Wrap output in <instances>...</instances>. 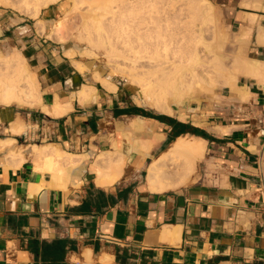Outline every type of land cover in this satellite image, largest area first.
<instances>
[{"label": "crops", "instance_id": "crops-1", "mask_svg": "<svg viewBox=\"0 0 264 264\" xmlns=\"http://www.w3.org/2000/svg\"><path fill=\"white\" fill-rule=\"evenodd\" d=\"M213 1L232 14L238 33L253 27L252 57L264 60V44L256 43L264 11L242 6L244 0ZM249 13L257 15L254 24ZM2 34L0 43L6 44ZM21 50L37 76L43 105L54 107L58 97V103L73 107L55 116L42 107L0 105V140L55 145L89 157L76 169L63 166L56 173L44 160L11 158L0 147V264H264L262 85L239 77L237 85L249 91L250 99L242 102L229 89L202 116L203 125L153 113L159 120L135 114V108H143L128 101L120 83L109 92L87 79L64 49ZM83 85L97 92L86 104L76 97ZM135 118L146 120L162 139L143 159L130 152L114 185H97V157L113 152L114 141L124 143L121 131ZM18 123L24 130L15 134L11 128ZM179 123L203 130L207 138L188 133L172 139V132L183 130ZM186 136L205 142L200 177L175 190H149V166Z\"/></svg>", "mask_w": 264, "mask_h": 264}, {"label": "bare ground", "instance_id": "bare-ground-1", "mask_svg": "<svg viewBox=\"0 0 264 264\" xmlns=\"http://www.w3.org/2000/svg\"><path fill=\"white\" fill-rule=\"evenodd\" d=\"M60 1L63 0H0V7H13L18 3L19 8L29 16L37 18L43 8ZM65 1L69 5L66 14L79 12L82 25L76 28V36L79 42L84 43L66 49V57L73 60L81 74H84L86 67L75 60L78 51L79 55L93 59L104 57L112 69L110 73L125 77L129 86L135 89L138 106L146 105L159 113L177 116L181 121H186L187 114L179 113L176 108L182 107L188 99H194L196 90L218 88L216 84H219L221 77L216 82V75L223 77L224 80L221 79L220 82L223 81L224 87H228L233 95H239L242 102L250 99V93L238 87L239 77H246L264 87V60L247 56L244 59L237 58L231 70H228L227 65L221 64L225 55L221 53V41H217L218 31L213 26L214 5L209 0ZM261 2L244 0L242 6L264 11ZM184 14H188L186 19L182 18ZM256 17L257 15L249 13V23L254 24ZM53 22L54 30L49 37L59 35L58 28L63 25L60 20ZM43 24L40 25L42 31L45 30ZM252 30L253 27L244 26L242 36L246 39ZM209 32L213 33L212 40L206 36ZM257 34L256 43L263 45L264 26L259 25ZM245 39L242 38L241 41ZM58 40L61 41L62 37ZM93 75L95 81L106 90L116 92L117 85L113 81L101 76L98 71ZM39 88L37 76L30 70L29 63L21 52L0 54V105L42 107L46 113L55 116L67 114L72 109L71 103H58V97L54 107L47 108L43 105ZM95 93L97 92L93 86L83 85L76 97L80 104H86L91 102ZM194 123L201 124V121ZM19 124L12 126L13 133L18 134L24 130V126ZM226 129L216 128L221 132ZM121 133L125 138L124 143L114 141V151L101 153L94 163L98 174L95 183L99 186L114 185L123 175L130 152L143 159L163 137L153 133L148 122L142 118L132 119ZM122 144L125 149L121 148ZM0 147L8 150L11 158L19 157L23 161L28 159L25 156H29L36 161L44 160L49 171L56 173L62 172L63 166L76 169L83 159L89 157L61 151L55 145L15 146V140L12 139L0 140ZM205 151L203 140L192 136L177 139L168 152L149 166L146 176L149 190L166 192L195 182L198 163L204 159Z\"/></svg>", "mask_w": 264, "mask_h": 264}, {"label": "rangeland", "instance_id": "rangeland-1", "mask_svg": "<svg viewBox=\"0 0 264 264\" xmlns=\"http://www.w3.org/2000/svg\"><path fill=\"white\" fill-rule=\"evenodd\" d=\"M209 1H211V3L214 5L215 22L213 23V26H214V29H216V32L218 31L217 35H218L219 40L217 41H221V45L223 47L221 53L224 54L225 57H227V58L223 57L221 59V64L223 66L227 65L228 67L227 66L226 67L228 68V70H231L235 66V61L237 58L244 59L246 58V56L247 58H253L252 57L253 49H250L251 34L249 36L250 38L247 37L246 39L245 37L242 36L244 26L241 28L242 33H240L241 32L240 31L238 34V25L233 23L232 14L229 13L226 8L222 7L221 5L214 2L213 0H209ZM17 4L18 3L13 5V7L11 6L0 7V32L2 31L3 33L1 40H5L6 38V41H7L6 44H4V42L0 43V54L2 53L6 54L8 52L19 51L21 52L22 55H24L21 49H42L48 46L56 47L57 49L66 50L68 48H74L76 44L81 43L79 42L76 36L78 33V30L76 28L81 27L80 25H82L81 24L82 20L79 19L80 18V15H78L79 12L77 13L74 12V14L71 12L72 14L69 13L70 16L66 14L67 13L66 11L69 5L66 4L65 0L60 1L56 4H52L47 8H43L42 11L40 12L39 17L37 18H33L29 16L24 10H22V8H19ZM51 11H54V13H51V16H48V13ZM187 15L188 14L182 15V18L186 19ZM247 17L249 18V14H247ZM54 20H60L61 23L63 21V25L60 24L62 27L60 26L57 31V33L60 36L55 35L54 37H49V34L54 30V22H53ZM40 21H42L41 23L45 24V25L43 24L44 29H45L44 31H42V28H41L42 25ZM255 22H256V19L254 23ZM60 28H63V29H60ZM5 29H6V32H4ZM238 35L239 36L241 35V36L238 37ZM206 36L209 40H212L213 33L209 32L207 33ZM61 37H62V40H64L65 42L67 41V42L63 43L62 40L59 41L58 38L61 39ZM74 38L77 40L75 41ZM242 38H244L245 40L241 41ZM81 44H84V43H81ZM4 45H5V48L3 47ZM77 51L78 50H76V52ZM78 52L75 57V60L81 62V64H83V66L86 67L84 69V73L87 76V79H89L90 81L96 82L93 74L95 71H98L101 74V76L106 77L113 82L120 83L122 89L126 93H128L127 94L128 101L131 104H133L135 107L137 106L136 101H135V98H136L135 89L129 86V84L126 82L125 77L118 75V74L113 75V73H110L112 72V69L107 65L104 57L100 56L98 59H93L88 56H81L79 55ZM30 70L32 71L31 68ZM216 76H215L216 82L219 77H221V79L223 78L222 76H219V75H216ZM220 80H219V84L218 85L216 84L217 87L219 86L218 88L214 90L213 89H209V90L202 89L200 91L196 90L194 99H188L182 107H180L179 109L176 108V110L179 113L183 111L186 112L188 119L183 122L192 124V122L199 121L200 119L202 121L201 125L204 124L203 123L204 119L202 118V116L205 113H208V111L212 109L215 103H219L221 99H223L222 93H224V95L229 94V88L226 86L224 87L222 83L223 81L220 82ZM209 93H212V94H209ZM139 107L143 108L145 111L155 113V114H160L155 109H152L149 106L142 105ZM175 119H177V117H175ZM204 161H205V158L198 163L199 169H198L197 178L200 177L201 175ZM210 169H214V168L210 167ZM191 183L193 182H190L188 184L190 185Z\"/></svg>", "mask_w": 264, "mask_h": 264}, {"label": "trees", "instance_id": "trees-1", "mask_svg": "<svg viewBox=\"0 0 264 264\" xmlns=\"http://www.w3.org/2000/svg\"><path fill=\"white\" fill-rule=\"evenodd\" d=\"M135 114L137 115H142V116H145V117H152V118H157V119H161L162 117L161 116H156L154 115L153 113L151 112H147L143 109H139V108H135ZM180 125L183 126V130L180 131V132H177V133H173L172 132V135H171V138L172 139H175L181 135H184V134H192V135H196V136H200V137H203V138H207V134L203 131V130H200V129H197L195 127H193L192 125H186V124H183V123H179Z\"/></svg>", "mask_w": 264, "mask_h": 264}]
</instances>
